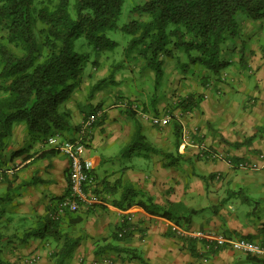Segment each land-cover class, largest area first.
Masks as SVG:
<instances>
[{"label":"crops","instance_id":"obj_1","mask_svg":"<svg viewBox=\"0 0 264 264\" xmlns=\"http://www.w3.org/2000/svg\"><path fill=\"white\" fill-rule=\"evenodd\" d=\"M240 24L238 37L223 46L228 65L222 70L220 79L210 81L215 85L209 87L208 80L200 78L206 72L197 70L195 75H199L202 81H198L199 87L190 95L197 105L185 111L178 107L175 112V116L182 117L178 119L182 134L187 131L189 138H193L189 142L196 143L198 156L193 163L195 167L201 168V172L194 174L190 170L181 173L179 164L185 160L180 154L184 150L183 142L176 151L175 141L174 155L173 150L161 151L150 140L156 137L168 141V136L162 139L163 136L159 135L164 128L165 133L174 135L175 128L170 133L167 125L156 126L149 122L146 124L152 129L150 138L143 134L158 153L150 154L147 160L163 153L170 155L171 160L159 163L160 168L155 172L159 183L156 189L145 184L148 176L142 170L146 168L137 167L136 164L120 168V165L114 164L117 158L116 144L130 145L134 124L126 116L125 110L128 108L121 102L102 105L97 119L99 122L92 129L84 154L94 165L93 183L88 189L92 194L94 188L99 190L98 197L102 204L82 205L77 212L82 217L79 223H62L61 228L80 241L68 264L79 261L81 264H93L95 260L110 257L115 260V264H264L255 263L247 254L228 248L209 250L206 242L180 234L178 226L167 219L152 216L140 206L123 211L114 203L127 189L133 188L128 185L134 183L138 185L137 191L145 194L155 205L168 208L171 204L183 203L189 210L198 211L192 217L191 225L182 229L242 238L264 247V167L256 171H244L232 169L226 162L231 159L234 162L258 164L260 156L264 154V19L250 21L242 18ZM177 72L180 74L181 69ZM125 78L124 72L120 73L115 85ZM158 88L155 89L154 84L151 86L157 98L155 103L160 98ZM79 93H75L72 101L78 100L79 104V101L85 104L86 100L82 101ZM159 94H163L162 99L164 91L161 89ZM170 103L171 99L166 101V105ZM79 104L68 106L72 108L75 130L67 138L76 136L85 119L84 115L78 113ZM46 142V139L32 137L25 124L15 125L8 140L0 162V214L2 221H9V227L13 229L35 226L39 218L54 208L56 200L68 193L69 161L63 154L52 151ZM178 154L181 155L179 159ZM210 182L214 183L215 188L209 187ZM141 198L145 200L143 196L134 200ZM257 204L260 211L251 209ZM122 223L132 227L129 237L120 243V247L135 251L144 262L130 259L115 250L109 252V248L101 249L110 243L114 230ZM16 232L17 237L5 242L7 248L4 249V257L16 264H29L26 259L31 256L38 258L37 263L43 261L42 257L48 252L45 246L48 243L30 240L20 245L21 233L20 230ZM123 233L125 231L119 235ZM189 239L197 243L193 251L187 244ZM98 251L100 253L97 254Z\"/></svg>","mask_w":264,"mask_h":264},{"label":"trees","instance_id":"obj_2","mask_svg":"<svg viewBox=\"0 0 264 264\" xmlns=\"http://www.w3.org/2000/svg\"><path fill=\"white\" fill-rule=\"evenodd\" d=\"M33 2L0 0V80L5 82L0 85V162L15 125L25 124L32 137L46 141L57 134L67 138L75 130L68 103L84 85L85 68L84 56L74 49L75 40L84 36L94 46L97 57L118 47L108 39L107 33L117 28L116 21L125 0H77L75 15L69 10V0H49L53 7H45L38 13L44 25L38 33L36 16L32 12ZM132 13H138L143 19L134 20L122 28L131 39L123 52L121 64H115L116 70H112L108 78L113 82L115 73L121 71L129 60L142 61L144 67L154 72V87L157 89L164 78L166 58H175L183 74L194 67L206 72L200 77L202 79H220L222 70L228 65L223 46L237 37L242 18L250 21L264 19V0H146L137 4ZM177 52L185 55V62L177 59ZM107 82L108 79H103L91 87L86 103L78 105V113L86 118L102 110L101 104L92 101ZM196 105L193 96H188L180 100L179 107L185 111ZM125 113L134 124L130 146L145 149V153L140 151L137 155L149 157L152 153H158L143 134L137 114L129 109ZM173 123L177 151L182 141V126L177 120ZM162 155L167 159L170 157L166 153ZM180 157L178 154L177 159ZM93 192L97 196L100 194L97 188ZM142 196L145 200H134ZM114 203L123 211L140 206L146 213L167 219L181 228L190 226L192 217L198 213L189 210L183 203L171 204L168 208L155 205L134 188L127 189ZM80 209L66 211L53 219V208L29 229L9 227L10 222L2 221L0 214V264H16L5 258L3 252L7 239L17 237L18 230L21 233L20 245L30 240L53 243L50 264H67L80 241L62 229L61 225L64 222L79 223L82 220L77 213ZM255 209L260 211L258 204L254 205ZM131 227L126 223L119 225L110 243L101 249L109 248V252L115 250L130 259L144 262L135 251L120 247V243L129 237ZM11 230L13 234H9ZM122 231L125 233L120 236ZM187 244L191 251L197 247L194 240L189 239ZM248 258L255 263L264 262L263 258L252 255H248Z\"/></svg>","mask_w":264,"mask_h":264},{"label":"rangeland","instance_id":"obj_3","mask_svg":"<svg viewBox=\"0 0 264 264\" xmlns=\"http://www.w3.org/2000/svg\"><path fill=\"white\" fill-rule=\"evenodd\" d=\"M144 1L146 0H125L121 15L118 17L116 21L117 28L107 33L108 39L115 42L118 45V47L114 51L102 52L99 55V57H97V55H95L94 46L90 44L84 36L79 37L77 40H75L74 49L77 54L83 55L85 58V68L83 73L84 85L80 90H78V92H80L79 98L82 101L88 100V95H89L88 93L91 87L103 79H108V82L102 86V89L98 90L92 102L94 104L101 103L103 107L104 105L105 106L109 104L114 105L115 103H120V102L122 103V105L128 104L130 106H136V108L139 111V113H137L139 118L138 119L139 124L143 126V133L147 135L148 138H150L152 129L148 128L146 124L148 122L151 123L150 120H148V117H165L169 114L168 116L170 117V121L167 122L168 124H166L168 126L167 130L168 132L173 133L174 131L173 122L177 120L178 123H180L178 119L182 118L180 115H178V117L175 116V112L177 111V109H179L178 104H180V100L186 98L187 96L193 95V90L196 87H199L198 81L201 82L202 79H199V75H195L197 74L196 73L197 70L196 68L194 69V67L189 68L186 72H184V74L182 72H180L179 74L177 72L179 69V63L176 64L175 62L176 59L174 58V60L173 59L169 60L168 58H166L163 67L164 72L166 73V77L163 78L162 84L158 88V93H157L158 96L161 98L163 94H159V92H161L162 89V91H164V97L162 99L159 98V101L158 102L156 101L157 103L156 104L154 100H156L157 98H155L154 91L151 89V86L154 84V72L151 70V68L146 66L144 67V63L142 61L129 60L130 62H127L126 66L122 67L121 71L115 73L113 82H111V79L108 78L112 70L114 71L116 70L114 67L115 64L118 65L121 64L120 62L123 60V52L127 46V43L131 39V36L127 34L125 31H123L122 28L134 20L143 19V17L140 16L138 13H132V9L137 4L142 3ZM69 2H70L69 10L72 15H75V6L77 0H69ZM45 7L52 8L53 6L49 4V0H34L32 5V12L36 16L37 33L39 32L40 29L44 27V25L40 22L38 18V13L41 9ZM238 19L240 20L241 16H239ZM176 56L177 59H179L181 62H185L186 58L182 52H177ZM192 69L194 74H190L191 73L190 71H192ZM122 72H124L126 78L121 82L119 81L118 85L116 86L115 84L117 82V77ZM212 80L213 79L207 81L209 87H213L215 85L210 82ZM2 84H5V82L0 80V85ZM162 85L164 86L163 88ZM200 85L202 86L203 84ZM201 95L204 96L203 93ZM170 99H171V103L167 104L168 107L167 109H165V107L167 106L166 101ZM77 101L78 100L68 103V106L70 105L72 107H75L77 104H79ZM79 102L83 104L81 101ZM179 112L181 111H178L177 113ZM239 112L241 113L242 110L240 109ZM164 130L165 128L163 129V133H161L159 136H163L162 139L168 136L167 138L168 141L165 140L162 141L161 139L156 137L151 138L150 140H152L153 141L152 144L161 151L164 150V152H167L169 149H171V151L173 150V154L176 155V151L174 147V143L176 141L175 133L174 135L173 134L171 135L168 134L167 132L165 133ZM190 139L191 138H189L187 131L182 134L181 142H183L184 150L180 154L184 156L185 160L180 161L179 169L181 173H185L186 171L192 170V172L196 174L195 172L197 173L201 172V168L195 167V163H193L196 159V156H198V151L197 148L195 147L196 143L192 144L191 142H189ZM160 140L161 142L158 143L157 141ZM129 146L127 147L124 146V144L121 145L116 144L115 150L117 151V158L116 161L113 163L114 164L117 163L118 165H120V168L131 167L134 164H136L137 167L142 166L143 169L146 168V170H142L145 171L144 174L145 176H148L149 179V180L147 179V182H145V184L151 187L152 189H156L157 184L159 183L157 182L155 172L157 171L158 168H160L159 163L160 162L167 163L170 162L171 160L167 159L166 157H164L163 159L162 155H155L148 161L147 157L139 158L136 156V153L140 151H143L145 153V149L143 147L139 149L134 146L133 147L131 146L129 147ZM171 151L170 153H172ZM124 182H126L125 179ZM215 183L219 184V182H215ZM128 186H133V188L136 190L138 189V185H135L134 183ZM209 187L215 188L214 183L210 182ZM10 194L11 192L9 193V196ZM199 202H201V200H199ZM101 204L98 203L90 206L101 205ZM253 208L254 206H252L251 209ZM10 232H12V230ZM45 246L48 247L47 249L49 253L47 252L46 256L42 257L43 261H39L38 263L35 264L52 263L51 262L52 260L50 259L51 258L50 254L54 250V245L53 243H48V245ZM8 250L9 249H7L6 251ZM111 254L112 253H110L109 255ZM24 258L25 256L21 260L23 261ZM110 259L114 261L113 263L115 264V260L112 257H110ZM76 264H80V261L77 262Z\"/></svg>","mask_w":264,"mask_h":264},{"label":"built area","instance_id":"obj_4","mask_svg":"<svg viewBox=\"0 0 264 264\" xmlns=\"http://www.w3.org/2000/svg\"><path fill=\"white\" fill-rule=\"evenodd\" d=\"M127 109L136 114L139 113L136 106L124 105ZM100 112L87 116L79 126L76 136L71 139L63 138L60 135H53L47 139V145L51 149L63 154L69 161V190L68 194L56 202L54 212L51 214L53 219L58 218L66 211H77L82 205H93L101 203L98 196L92 194L88 189L93 183L92 171L93 162L84 157L86 146L90 139L92 129L94 128ZM151 124L156 126H165L170 121L169 116L148 117ZM227 165L232 169L244 171H256L264 167V154L260 156L258 164H248L243 162H234L231 159L226 160ZM180 234L194 239L203 240L209 250H218L219 248H228L232 251H239L247 255L264 259V247L254 242L242 238H228L223 235H215L203 231H190L177 227ZM121 236V235H120ZM38 258L31 256L26 259L29 264L37 263ZM82 262L80 261V264ZM93 264H113L110 258L95 260Z\"/></svg>","mask_w":264,"mask_h":264}]
</instances>
